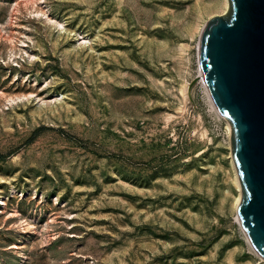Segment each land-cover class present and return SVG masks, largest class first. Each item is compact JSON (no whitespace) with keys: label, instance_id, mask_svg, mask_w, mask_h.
Instances as JSON below:
<instances>
[{"label":"rangeland","instance_id":"374dc122","mask_svg":"<svg viewBox=\"0 0 264 264\" xmlns=\"http://www.w3.org/2000/svg\"><path fill=\"white\" fill-rule=\"evenodd\" d=\"M222 2L0 0V264H264L198 80Z\"/></svg>","mask_w":264,"mask_h":264},{"label":"water","instance_id":"95a60500","mask_svg":"<svg viewBox=\"0 0 264 264\" xmlns=\"http://www.w3.org/2000/svg\"><path fill=\"white\" fill-rule=\"evenodd\" d=\"M203 84L229 124V155L239 187L235 215L264 260V0H226L196 41Z\"/></svg>","mask_w":264,"mask_h":264},{"label":"bare ground","instance_id":"6f19581e","mask_svg":"<svg viewBox=\"0 0 264 264\" xmlns=\"http://www.w3.org/2000/svg\"><path fill=\"white\" fill-rule=\"evenodd\" d=\"M225 9H226V0H223L222 4H221V6H220V12L223 13V12L225 11ZM221 13H220V14H221ZM204 22H205V21H204ZM202 25H203V24H201V26H202ZM200 28H201V27H200ZM200 28L197 29V30H198V31H197L198 33H199ZM198 80L202 83V85H203V87H204V93L206 94V96H207V98H208V104H210L212 110H214V111L216 112V114H217L219 117H221V119H223L224 124H225V127H226V131H227L228 136H229V124H228V121H227L226 118H224L223 116H221V115L219 114L218 110L216 109V107H215L213 101L211 100V97L209 96V94H208V92H207V90H206V88H205V86H204V84H203V80H202V77H201L200 72H199ZM7 101H12V98H9ZM230 163H231V162H230ZM231 168H232V170H233V174H234V178H233L232 181L234 182V186H235V188H236V190H237L236 196L233 198V202H232V207L235 209V206H236V204H237V202H238V200H239V187H238V183H237V179H236V174H235V171H234V168H233L232 163H231ZM236 221H237V223H238V219H237V217H236ZM247 242H248V241H247ZM248 244H249V243H248ZM249 245H250V244H249ZM250 247H251V246H250ZM251 249L253 250L252 247H251ZM253 252L255 253V255H257L258 257H260V256L256 253V251L253 250ZM260 258H261V257H260ZM260 260H262V262L264 263V260H263L262 258H261Z\"/></svg>","mask_w":264,"mask_h":264}]
</instances>
